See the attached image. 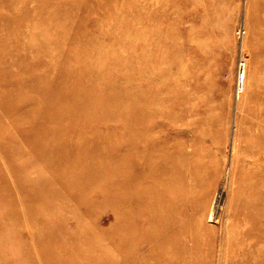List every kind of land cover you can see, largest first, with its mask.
<instances>
[{
	"label": "rangeland",
	"instance_id": "rangeland-1",
	"mask_svg": "<svg viewBox=\"0 0 264 264\" xmlns=\"http://www.w3.org/2000/svg\"><path fill=\"white\" fill-rule=\"evenodd\" d=\"M204 3L196 60L187 0H0V264H124L113 210L137 119L182 156L171 244L142 240L140 262L264 264V0ZM238 55L259 70L241 110Z\"/></svg>",
	"mask_w": 264,
	"mask_h": 264
},
{
	"label": "bare ground",
	"instance_id": "bare-ground-1",
	"mask_svg": "<svg viewBox=\"0 0 264 264\" xmlns=\"http://www.w3.org/2000/svg\"><path fill=\"white\" fill-rule=\"evenodd\" d=\"M187 1L190 4V9L188 10L191 20L190 29L192 35L194 33V38L196 37V41L192 40V43L187 45V49L196 60L199 58L203 59L204 56H202L201 52L208 47L207 39L204 37L205 25L211 17L212 8H208L204 0ZM172 6L171 13L173 14L174 8ZM238 56H240V59L237 64V73H242V79L240 80V77H237V86L233 90V95L235 105L238 110H241L246 102L248 92L252 89L254 81L259 77V70L247 66L245 59L241 55ZM229 83L231 84V78ZM263 105V102L260 103V107H263L261 115L264 122ZM172 119L175 124L177 119L171 113ZM145 125L140 122V119L134 122L129 121L122 138L121 177L123 190L121 194L122 205L119 208L120 213L117 212L113 205L112 207L115 209L113 210L114 214L124 226V232L122 233L124 264H132L133 261L134 264H143V262H140L142 240L146 243L153 242L156 246L165 247L171 244V188H175L179 184L182 175L177 163L182 156L166 152V149H163L162 146L158 147V142L149 141L150 136L145 131ZM241 126L242 118L235 117L233 125L235 136L243 132ZM173 131L176 135L182 130L177 128L173 129ZM11 147L16 153L24 148L22 145L13 143V141L7 144L8 149ZM4 182L5 179L0 174V184H4ZM44 183L45 180L40 182L41 185H44ZM6 186V190L10 189L8 184ZM5 198L6 196L0 193V205ZM113 203L111 201V204ZM11 209L17 211L18 206L14 205ZM151 214L157 223H152V232L144 235V226L146 223L150 225L149 217H151ZM156 263H160L158 259H156ZM251 264L255 263L252 262Z\"/></svg>",
	"mask_w": 264,
	"mask_h": 264
},
{
	"label": "built area",
	"instance_id": "built-area-1",
	"mask_svg": "<svg viewBox=\"0 0 264 264\" xmlns=\"http://www.w3.org/2000/svg\"><path fill=\"white\" fill-rule=\"evenodd\" d=\"M240 78L242 79V73H241V75H240Z\"/></svg>",
	"mask_w": 264,
	"mask_h": 264
}]
</instances>
